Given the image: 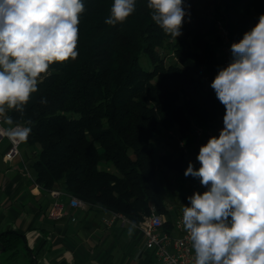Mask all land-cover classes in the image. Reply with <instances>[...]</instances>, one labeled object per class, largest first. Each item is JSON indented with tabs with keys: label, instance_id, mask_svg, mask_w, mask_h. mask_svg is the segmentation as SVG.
<instances>
[{
	"label": "trees",
	"instance_id": "trees-1",
	"mask_svg": "<svg viewBox=\"0 0 264 264\" xmlns=\"http://www.w3.org/2000/svg\"><path fill=\"white\" fill-rule=\"evenodd\" d=\"M82 2L78 57L50 65L24 113H9L33 122L24 142L38 150L31 174L43 189H62L130 222L162 214L169 231L155 139L176 131L188 143L193 124L207 127L224 115L210 86L219 70L216 22L224 23L232 44L239 42L264 14V0H184L187 15L176 40L152 21L147 0H137L136 11L115 26L105 23L114 0ZM157 159L182 175L188 167L183 154ZM19 239L5 232L0 243L16 250Z\"/></svg>",
	"mask_w": 264,
	"mask_h": 264
},
{
	"label": "clouds",
	"instance_id": "clouds-1",
	"mask_svg": "<svg viewBox=\"0 0 264 264\" xmlns=\"http://www.w3.org/2000/svg\"><path fill=\"white\" fill-rule=\"evenodd\" d=\"M137 0H114L108 25L123 24ZM152 21L176 40L187 15L184 0H147ZM82 0H0V132L26 142L32 121L23 114L50 65L76 60ZM211 82L225 107L224 127L200 147V167L184 175L207 190L182 207L181 223L194 264H264V14ZM47 101L42 99L41 103ZM135 222L128 227L131 237Z\"/></svg>",
	"mask_w": 264,
	"mask_h": 264
},
{
	"label": "crops",
	"instance_id": "crops-1",
	"mask_svg": "<svg viewBox=\"0 0 264 264\" xmlns=\"http://www.w3.org/2000/svg\"><path fill=\"white\" fill-rule=\"evenodd\" d=\"M22 144L19 155L7 162L3 155L9 141H0V236L5 232L20 235L16 250L0 243V264H158L137 228L128 236L131 222L103 223L109 217L106 210L72 208L65 200L66 215L60 220L49 218L53 199L31 174L38 150ZM182 205H187L186 196ZM175 214L171 211V219ZM169 231L178 234L172 228Z\"/></svg>",
	"mask_w": 264,
	"mask_h": 264
},
{
	"label": "built area",
	"instance_id": "built-area-1",
	"mask_svg": "<svg viewBox=\"0 0 264 264\" xmlns=\"http://www.w3.org/2000/svg\"><path fill=\"white\" fill-rule=\"evenodd\" d=\"M216 30L219 37L217 51L218 68L221 69L226 67L232 58V43L228 30L221 20L216 22ZM225 111L226 110L224 109V115ZM224 115L207 127L193 124L189 142L187 143L184 139L179 140L178 147L180 153L187 157L188 164L191 162L194 168L198 169L200 167L199 161L197 160L200 147L206 144L210 137L219 136L220 131L224 127ZM0 127L4 126L0 124ZM171 134L173 133L171 132ZM2 139H7L9 141V146L3 155L4 160L7 162L14 160V158L19 155V148L23 142L13 143L3 134V132H0V141ZM191 180L192 182L189 193L186 196L187 205L185 206L190 204L188 197L194 192L203 193L207 190L200 184V180L198 178L191 176ZM47 191L53 199L47 214L49 218L53 220H60L66 215L65 200L67 205L72 208L88 209L91 207L83 200L68 194L62 189H50ZM182 207L171 219L172 230H175L178 233L177 235L165 230L164 225L166 223V219L162 214H158L156 212H151L150 214L143 216L139 223H135L136 228L145 238V246L153 252L158 264H194V250L191 248L187 239V234L185 233L181 223ZM93 208L99 209V207L96 206H93ZM107 212L109 213V217L103 218V223L106 226L112 225L116 219H121L124 222H130L119 213H114L112 211ZM71 219L74 220V217H71Z\"/></svg>",
	"mask_w": 264,
	"mask_h": 264
},
{
	"label": "rangeland",
	"instance_id": "rangeland-1",
	"mask_svg": "<svg viewBox=\"0 0 264 264\" xmlns=\"http://www.w3.org/2000/svg\"><path fill=\"white\" fill-rule=\"evenodd\" d=\"M212 16V15H211ZM166 53V62H173L174 59L172 57V54ZM140 64L144 68H149V64L147 61V58L144 54L140 56L139 60ZM6 127L5 125H3ZM167 138V139H166ZM179 134L175 131L173 134L171 132H167L165 135L159 136L157 139H155V159H156V170H157V176L159 181H161L164 193H165V202L169 209H171L172 213H176L183 205L182 200L185 196L188 195L190 185H191V176H185L182 174L177 173L176 171H167L166 167H163L157 157L161 153H168V151H171L174 155H180V150L178 147V142L180 140ZM182 140V139H181ZM23 147V144L20 146V148ZM178 152V153H177ZM165 173L163 174L162 172Z\"/></svg>",
	"mask_w": 264,
	"mask_h": 264
}]
</instances>
